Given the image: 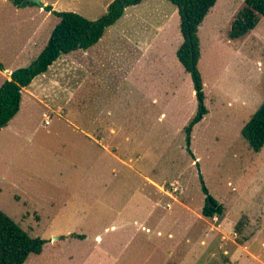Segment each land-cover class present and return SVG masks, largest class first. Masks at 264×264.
<instances>
[{"label": "rangeland", "instance_id": "1", "mask_svg": "<svg viewBox=\"0 0 264 264\" xmlns=\"http://www.w3.org/2000/svg\"><path fill=\"white\" fill-rule=\"evenodd\" d=\"M41 1L97 19L113 0ZM243 3L224 2L223 16L212 19L219 21L217 33L210 27L199 35L208 112L191 135L186 128L199 100L176 52H166L167 84L157 75L160 64L157 71L138 60L143 45L119 34L153 38L157 22L176 9L169 0L132 6L108 29L86 57V91L68 100L63 88L83 74L68 63L65 71L48 73L55 90L51 78L38 90L48 96L50 110L23 92L19 112L0 130V209L32 237L47 240L42 253H31L23 264H158L146 262L147 247L136 245L146 236L165 239L166 264H264V147L254 151L241 133L264 101V76L251 83V76L264 73V17L244 49L231 51L219 41L229 13ZM175 18L173 32L177 22L180 31ZM59 20L43 6L0 0V86L4 73L33 63ZM175 85L180 91L174 95ZM111 126L118 131L109 150L98 136ZM203 184L222 204V216L203 215ZM149 244L151 252L155 244Z\"/></svg>", "mask_w": 264, "mask_h": 264}, {"label": "trees", "instance_id": "2", "mask_svg": "<svg viewBox=\"0 0 264 264\" xmlns=\"http://www.w3.org/2000/svg\"><path fill=\"white\" fill-rule=\"evenodd\" d=\"M143 1L113 0L107 12L97 19H89L76 11L53 10V6L47 4L45 10L51 11L60 20L33 63L13 70L10 78L0 86V130L19 112L24 87L29 86L38 75L47 72L62 55L95 45L108 27L122 18L128 7ZM169 1L175 5L181 16L180 30L184 40L177 49V56L185 70L190 73L199 100V111L186 128L187 134L191 135L192 127L202 119L198 117L201 107L204 108L203 115L208 112L204 106V81L199 69L202 52L198 32L201 23L218 0ZM13 2L21 6L38 5L28 0ZM261 16L264 17V0H244L232 19L227 32L228 39L240 41L246 38L257 27ZM0 69L4 70L2 63ZM241 133L254 151L260 152L263 149L264 101L242 127ZM189 152L194 158V152L190 148ZM203 191L205 194L209 193L205 184ZM202 213L207 217L222 216L224 209L222 204L208 194ZM46 241L41 237L29 235L12 217L0 209V264H23L31 253H42Z\"/></svg>", "mask_w": 264, "mask_h": 264}, {"label": "crops", "instance_id": "3", "mask_svg": "<svg viewBox=\"0 0 264 264\" xmlns=\"http://www.w3.org/2000/svg\"><path fill=\"white\" fill-rule=\"evenodd\" d=\"M145 1L146 0H144L143 2H145ZM226 1L227 0H218L216 2V4L210 9L209 13L206 15L205 19L203 20V22L201 23V25L199 27V32H198L199 35H201V33L204 30H207L210 27L212 28V30L215 27H217L216 28V32H215V33H217V30L219 29L218 28V26H219L218 25V22L219 21H216L215 22V23H217V25H216L214 23V21H212V19H214V18L217 19L218 18L220 20V18L223 16V8H224L223 7V4ZM143 2H141V3H143ZM141 3H139V4H141ZM43 4H44V6H43L44 7V10H45V6L47 5V3L44 2ZM139 4H137V5H139ZM137 5H133V6H137ZM130 7H132V6H130ZM130 7H128L126 9V12L128 11V9ZM237 11L235 10V11H232V13H229V17L232 16V18L231 17L230 18L228 17V19H227L229 26L227 27V31L225 32V40L224 39L223 40H219L218 39L219 41L222 42V44H226L227 47L231 51H234L233 49H235V51H240L241 49H244L246 43L250 39H253L254 36H255L254 34H252V32H253L252 31L243 40H240V41H232V40L228 39L227 32H228V30H229V28L231 26L232 19H233L234 15L236 14ZM126 12L122 16V18L126 16ZM33 16H35V15H31V17H33ZM175 17H177L178 20H180V24H181V16H180V13H179L178 9L176 8L170 14H165V16L163 18V21H158L157 22L156 27H155L156 32L154 34V37L151 38V39H149V40L146 39V41H142V40L135 41L134 38H131L130 37L131 35H130V33L128 31H121L119 33L131 45L134 44L137 47L139 46V43L141 45H143V46H141V48H143V49L140 50L141 56L138 58V60L141 61V62L144 60V64L145 65L147 64L146 66H148V65H150V66L154 65L157 71L160 68V66H159V64H160L161 67H163V68H161V71L162 72L161 71H158L159 73L157 75L159 77L162 76L164 82H166L167 84L170 83V82H172V76L171 75L167 74L165 76L166 70H167V66H165L166 61H167L166 60V52H167V49L170 48V50L176 52V55H177V49L179 48V46L182 44V42L184 40L183 35L181 33V30L179 31L177 29V26H178L179 22L176 23V25H175L176 28H175V30L173 32L172 25L175 24V23H173V21L177 20ZM121 19H119V20H121ZM110 27H108V29ZM108 29L105 31L103 37L95 45L91 46L90 48H88V49H79V50L72 51V52H70L68 54L62 55L57 61L54 62L53 65L50 66V68L48 69L47 72H45V73H43L41 75H38L32 81V83L29 86L23 88L22 96H23V92H27L28 91V93L34 99L38 100L39 102H42L44 104L45 108H47L48 110H50V107L44 101L46 98H48V96H46V94L40 93L38 91L40 88L43 89L45 87V85H43L42 83H44V80L46 78H51V81H52V84H51V87H50L51 91L52 90H55L57 88L58 85L55 84L56 81L54 82V78L55 77H53L52 74L49 76L48 73L49 72H52L53 73V72H55L57 70L58 71H61V70L62 71H65L63 66H65L68 63L71 64V66H73V67H78L79 71H83V69L85 68V64H86V57H88L89 56V53H90L89 51L91 49H94L95 47L98 46L99 42L105 37ZM250 35H252V36L250 37ZM248 37H250V38H248ZM48 38L49 37L47 36V39H46V41H45L44 44L47 43ZM200 45H201V39H200ZM80 50H83L84 51V54H83V57L82 58L78 59L79 56H75V55H73V53H76L77 51H80ZM99 52H102V51H99ZM201 52H202V50H201ZM81 56L82 55H80V57ZM201 56H202V54H201ZM177 58H178V56H177ZM99 59H101L100 56H98V60ZM259 59L260 58H257L258 64L261 63V62H259ZM99 63H102V62H99ZM112 65H115V63H113ZM90 67H92V66H90ZM102 67H104V66H102ZM260 68H261V66L258 67V69H260ZM4 70H5V68H4ZM127 70H126V72H128V73L126 74V78H128V80H130V81H133V73H134V67H133V65L130 66V67L128 66ZM12 71L13 70H9L7 72L8 73L7 75L4 73V76L3 77L5 79L2 81V83L6 79H9L10 78V75H11ZM262 72H264V69H262ZM250 75H252V73ZM263 76H264V73L263 74L262 73L254 74L253 76H251V78H252V82L251 83H255V82L258 83V82H260L262 80ZM91 82L92 81H90V83ZM88 84H89V82H88L87 75L85 74V71H83L82 77L80 78L79 81L76 80L75 85H73L72 87H69L68 85H66L63 88V89H65V92L67 93L68 100L71 98V95L73 96V93H75L76 90L77 91H86V88H87V85ZM31 87H34V89L31 88ZM57 90H59V89H57ZM177 90H179L178 89V86L175 85V89H173L174 95L177 93ZM154 99L157 100L156 98H154ZM58 107L61 108V106H58ZM44 114H46V112H44ZM6 127H8V125ZM117 131H118V129L116 127H114V126H111V127L108 128V132H107L106 135L101 134V133H104L103 130L100 131V132L98 131L100 133V136H98V142L99 143H103V144L106 143L105 145H106V147L109 150L111 148H114L113 147V143L115 141V135H116ZM149 181L152 184L154 183V181L151 180L150 178H149ZM181 203H182V207L188 208V206L186 204H184L183 202H181ZM66 205H67V203L65 204V206ZM191 225L192 224L190 223L189 226L191 227ZM144 228H145V226H143V229ZM154 228H158L159 229L158 230V235H161L162 234V231L160 230L161 227L159 226V224H155L154 225ZM137 231H139L138 228H137ZM146 231L147 232H150V227H147L146 228ZM172 235H173V233L170 231L169 236H172ZM66 237H68V236H66ZM54 240L56 241V238H54ZM132 241H134V240L132 239L131 242ZM139 241L140 242L136 243V245H141V246H146L147 247V257L145 259L146 262L151 258L152 260L155 261V263L157 262L158 264H166V244H165L166 242H165V239L164 238H161L160 236H158L157 238H152L151 236H146V237H144L143 240H139ZM150 242H153L155 244L151 252H150V245L151 244H149ZM127 244H130V240L128 241ZM161 251L163 252L162 255H161ZM251 253H252V256L255 257L254 253L253 252H251ZM35 254H37V253H35ZM157 255H159V259L158 260H156V256Z\"/></svg>", "mask_w": 264, "mask_h": 264}, {"label": "water", "instance_id": "4", "mask_svg": "<svg viewBox=\"0 0 264 264\" xmlns=\"http://www.w3.org/2000/svg\"><path fill=\"white\" fill-rule=\"evenodd\" d=\"M28 1H32V2H34V3H37V4L40 5V6H44V4L42 3L41 0H28ZM203 110H204V108L201 107L200 113H199V115H198L199 118H202V116H203ZM187 139H188V142H190V136H189ZM188 147H190V144H188ZM200 174H201V173H200ZM209 201H210V200H209ZM56 239H57V237H56Z\"/></svg>", "mask_w": 264, "mask_h": 264}, {"label": "built area", "instance_id": "5", "mask_svg": "<svg viewBox=\"0 0 264 264\" xmlns=\"http://www.w3.org/2000/svg\"><path fill=\"white\" fill-rule=\"evenodd\" d=\"M47 118H48V119H47L46 123H49V116H47Z\"/></svg>", "mask_w": 264, "mask_h": 264}]
</instances>
